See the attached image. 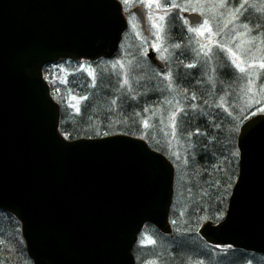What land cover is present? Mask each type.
I'll return each mask as SVG.
<instances>
[{
    "label": "water",
    "instance_id": "obj_1",
    "mask_svg": "<svg viewBox=\"0 0 264 264\" xmlns=\"http://www.w3.org/2000/svg\"><path fill=\"white\" fill-rule=\"evenodd\" d=\"M134 13L145 30L142 10ZM127 29L118 0H0V210L20 223L33 264H135L145 225L172 232L171 162L126 135L65 139L43 76L65 60L115 58ZM147 58L157 63L152 50ZM237 150L225 216L199 234L264 256L263 114L240 127Z\"/></svg>",
    "mask_w": 264,
    "mask_h": 264
},
{
    "label": "trees",
    "instance_id": "obj_2",
    "mask_svg": "<svg viewBox=\"0 0 264 264\" xmlns=\"http://www.w3.org/2000/svg\"><path fill=\"white\" fill-rule=\"evenodd\" d=\"M129 29L128 31H131L130 21ZM126 34L115 60H103L94 64L70 63L69 65H59L56 68L46 66L43 69L53 99L60 106V133L67 136L69 140L126 135L142 138L147 143L149 142L142 136L143 112L147 109V112H144L147 117L151 109L155 106L159 107L162 95H159L157 103L158 95L150 97L147 95L152 92L159 93L156 89H143V87L134 86L125 90L123 80L126 77L124 75H120L119 78L114 76L113 65L119 64L121 61L126 63V61L133 60L128 52L127 57L123 54ZM105 64L106 66L102 67ZM222 67L224 71L221 73L223 81L220 83V87L226 88L223 94L227 95V101L223 100L222 102L218 101V97L212 95L213 91L208 90L202 79L198 81L195 71L185 65L181 70L177 69L181 78L179 80L174 78L173 89L177 92H184L187 96H185V102L182 101L184 106L181 109L184 111L178 114L176 121L179 127V121L184 125V137L190 141L191 148V152L186 156L182 153L181 158L186 159L190 171L193 170L192 175L190 174V181L197 182L199 188L191 198L189 206L181 213H175L173 200L170 215L173 222L172 234L163 235L148 225L139 238L159 239L169 242L171 246L182 241H193L204 246L206 252L214 251V248L201 238L199 229L205 222L216 224L223 219L231 190L238 175V156L234 157L233 153L238 152L236 139L239 128L246 120L255 115L251 111L264 108V103H256L248 108L247 95L242 91V85L246 88L245 80L242 76L237 80V75L232 70L230 63H222ZM88 69L94 70L95 79L88 75ZM102 69H105V75H102ZM187 69L191 71L189 72ZM148 70L150 85H164L157 77H163V73L166 72H155V69L150 66ZM259 78L257 85L260 86L259 89L263 90L264 75ZM234 81H237L236 86H234ZM230 89H235V91L230 92ZM193 95L196 97L194 100L192 99ZM72 97H76V99H72ZM81 97H87V99H81ZM76 107H79V112L76 111ZM197 129L199 135L195 134ZM190 133L191 135H189ZM150 144L149 142V146L153 150L170 159L164 151L165 149ZM168 149L166 148L167 151ZM174 194L176 195V190H174ZM133 253L137 264H150L151 262L164 264V259H167L165 256L169 255V258H172L177 252L172 250L162 256L147 257L143 259L144 262L139 259L140 254H137L136 249ZM192 253H190L191 264H195L200 259H196ZM225 253L248 254L234 249L225 250ZM24 263L33 264L25 250L20 223L11 214L0 210V264Z\"/></svg>",
    "mask_w": 264,
    "mask_h": 264
},
{
    "label": "rangeland",
    "instance_id": "obj_3",
    "mask_svg": "<svg viewBox=\"0 0 264 264\" xmlns=\"http://www.w3.org/2000/svg\"><path fill=\"white\" fill-rule=\"evenodd\" d=\"M120 2L124 5L127 18L131 22V31H127L122 50L125 57H127L128 52L133 60L126 61V63L121 61L119 64L113 65V73L117 78L120 75L126 77L125 80L128 83L123 85L125 90L134 86H140L143 89H156L159 93L154 94L156 92H152L147 95L148 97L158 95L157 103L162 95L159 107L155 106L151 109L147 117L144 113L147 111L143 112L142 136L151 144L165 149L164 151L169 155L176 171L174 211L175 213H181L189 206L194 194L198 192L199 184L190 181V174L192 175L193 170L190 171L186 159L181 158L183 154L186 156L187 153L191 152L190 141L184 137V125L179 121V127L176 121L178 114L181 112L179 110L184 106L183 102H185L187 94L173 89L175 85L174 78H178V80L181 78L178 72L184 65L188 63L196 64V67L189 69L196 72L198 81L202 79L208 90L213 91L212 95L218 97L219 102L227 101V95L223 94L226 88L220 87V83L223 81L221 79L223 77L221 73L224 71L222 63H230L232 70L237 75V80L240 76L245 80L244 85L248 90L242 85V91L247 95L248 108L256 103H264V89H259L260 86L257 85L259 77L264 75V69L259 67L260 62L264 61V0H225V7L223 8L220 7V0H199V2H196V0H160L161 5H169L167 8L161 7L160 9H157L155 5L149 9L143 0H129L128 3L120 0ZM173 3L178 7H170ZM241 4L244 5L243 8L240 7ZM135 8H140L144 14L145 30L142 29L139 19L134 15ZM181 8L187 10L181 11ZM236 9H239V11H236ZM201 12H203V16L200 15ZM232 13H235V15L233 16ZM150 14L152 20H155L157 24H161L164 28V31L160 33L161 38L159 40L156 39L157 30L152 27V21L149 19ZM159 15H167V23L156 19ZM187 15H197L201 18V23L205 19L208 20L212 34L206 33L204 37H198L194 32H189L187 29L195 27V25H191L190 22L188 25L184 24V20L189 21ZM244 24H248L249 27L245 28ZM209 41H212V43H209ZM153 42L160 45L159 53L153 50ZM217 42L227 45L236 53V56L239 57L236 62L245 68L243 73L232 64L231 61L234 57H231L227 51L221 52L220 48L217 47ZM174 44H180V48L173 47ZM200 45L206 47L201 48ZM208 48L211 49V53L206 57L203 53ZM149 49L165 65L166 73H163V77H157L164 85H150L149 64L146 59ZM164 49H167V51H164ZM105 66L106 64L102 67ZM178 68L180 69L177 70ZM189 69L187 71L190 72ZM92 71L94 72V70ZM102 71V75H105V69H102ZM169 73L171 74V89L168 87L170 81L164 78ZM236 85L237 81H234V86ZM229 91L232 92L235 89ZM169 100L171 103H169ZM260 109L264 108H257L251 112L254 114L264 113ZM172 113H176V116L173 117ZM145 120L148 122L147 128L144 126ZM173 123L177 126L175 136H173ZM165 147L169 148L168 151ZM150 239L153 240V238ZM153 241H155L154 244H148L146 238H139L135 249L137 254H140V260L143 261L144 258L155 255L162 256L164 253L174 250L177 253L172 258H169V255L165 256L167 259H164V264H191V252H193L192 255L196 259H200L195 264H200V262H203V264H249V261L251 264H264V256L251 253L221 254L214 251L206 252L204 246L193 241H182L172 246L169 242L159 239ZM199 255L203 256L200 257ZM150 264L156 263L151 262Z\"/></svg>",
    "mask_w": 264,
    "mask_h": 264
},
{
    "label": "snow or ice",
    "instance_id": "obj_4",
    "mask_svg": "<svg viewBox=\"0 0 264 264\" xmlns=\"http://www.w3.org/2000/svg\"><path fill=\"white\" fill-rule=\"evenodd\" d=\"M124 2H125V3H128L129 0H124ZM143 2L145 3V5H146L149 9H151L153 5H155L157 9H160L161 7H165V8L169 7L168 4L161 5L160 0H143ZM196 2H199V0H196ZM243 6H244L243 4L240 5L241 8H243ZM170 7H178V5H176L175 3H173V4L170 5ZM220 7H221V8L225 7V0H220ZM185 10H187V9L181 8V11H185ZM236 11H239V9H236ZM200 15L203 16V12H201ZM232 15L234 16L235 13H232ZM149 19L152 21V27H153L154 29L157 30V32H156V39L159 40V39L161 38V37H160V33L164 31V28L162 27L161 24H157L155 20H152L151 14L149 15ZM156 19H158V20H160V21H163V22L167 23V21H168V16H167V15H159V16L156 17ZM181 19H183V18L181 17ZM184 24H185V25H188V24H189V21L184 20ZM192 24L195 25V27H189L187 30H188L189 32H194V33L196 34V36H198V37H204L206 33H208L209 35L212 34V29L209 27V22H208V20L205 19V20H203L202 23H201L200 20H193V21H192ZM243 26H244L245 28H248V27H249L248 24H244ZM138 35H139V33H138ZM209 43H212V41H209ZM173 47L179 49V48H180V44H174ZM200 47H201V48H205L206 46H205V45H200ZM217 47L220 48L221 52H223V51H227L228 54H229L231 57H234V58L232 59L231 62H232V64H233V65H234V66H235L240 72L243 73V72L245 71V68H244V67H241V65H240L239 63L236 62V60L239 59V57L236 56V53H235L230 47H228L227 45H224V44H219V42H217ZM152 48H153V50L156 51L157 53L160 52V45H159V44L153 42V44H152ZM164 51H167V49H164ZM210 53H211V49L208 48L207 51H205V52L203 53V55L207 57V56H209ZM185 66H186L187 68H194V67H196V64L188 63V64L185 65ZM121 67H123V65H121ZM259 67L262 68V69H264V61L260 62ZM82 68H83V66H82ZM88 75H89L90 77H93V79H95L94 73H93V71H92L91 69H88ZM164 78H165L166 80H169V81H170L169 84H168V87H169V89H171V88H172L171 74L169 73V74L166 75ZM124 83L127 84L128 81L125 80ZM195 98H196L195 95H193V96H192V99L194 100ZM72 99H76V97H72ZM81 99H87V97H81ZM113 103H115V101H113ZM169 103H171V101H169ZM177 103H179V102H177ZM76 111H77V112L80 111L79 107H76ZM145 111H147V109H145ZM179 111H184V110H183V109H180ZM260 111H264V109H260ZM172 116L175 117V116H176V113H172ZM144 126H145V128L148 127V122H147V120L144 121ZM172 127H173V129H174V131H173V136H175V134H176V133H175L176 124L173 123V124H172ZM195 134H196V135H199V134H200L198 129H197V131H196ZM189 135H191V133H190ZM65 139H68V137L66 136ZM233 156H234V157H235V156H242V153L234 152V153H233ZM146 242H147L148 244H154V243H155V241H153V240H151L150 238H147V237H146ZM214 247H227V248H231L232 246H231V245H225V246L214 245ZM200 264H203V262H200ZM249 264H251L250 261H249Z\"/></svg>",
    "mask_w": 264,
    "mask_h": 264
},
{
    "label": "flooded vegetation",
    "instance_id": "obj_5",
    "mask_svg": "<svg viewBox=\"0 0 264 264\" xmlns=\"http://www.w3.org/2000/svg\"><path fill=\"white\" fill-rule=\"evenodd\" d=\"M155 60L157 61V63L156 64H152L151 63V66L154 67V68H156V69H158V64L161 63V61H159L158 59H155Z\"/></svg>",
    "mask_w": 264,
    "mask_h": 264
}]
</instances>
